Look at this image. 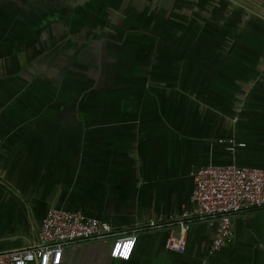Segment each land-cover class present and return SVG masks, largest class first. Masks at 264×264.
<instances>
[{"label": "crops", "instance_id": "0c3cea01", "mask_svg": "<svg viewBox=\"0 0 264 264\" xmlns=\"http://www.w3.org/2000/svg\"><path fill=\"white\" fill-rule=\"evenodd\" d=\"M227 164L264 170V0H0V253L61 209L143 229L128 261L107 240L61 264H264V209L217 251L215 224L180 251L152 229Z\"/></svg>", "mask_w": 264, "mask_h": 264}, {"label": "built area", "instance_id": "2783aa9c", "mask_svg": "<svg viewBox=\"0 0 264 264\" xmlns=\"http://www.w3.org/2000/svg\"><path fill=\"white\" fill-rule=\"evenodd\" d=\"M227 150L234 152V141H227ZM193 189L189 213L170 216L152 229H177L178 237H171L167 247L172 251L185 248V235L194 223L215 224L211 249L217 251L231 243L232 218L264 209V170L239 167L234 164L209 165L191 173ZM115 233L107 222L61 209L48 211L42 219L37 242L30 248L0 253V264H61L65 249L79 244L110 240L111 259L128 261L138 234Z\"/></svg>", "mask_w": 264, "mask_h": 264}, {"label": "rangeland", "instance_id": "374dc122", "mask_svg": "<svg viewBox=\"0 0 264 264\" xmlns=\"http://www.w3.org/2000/svg\"><path fill=\"white\" fill-rule=\"evenodd\" d=\"M40 56H41V55H40ZM42 58H43V57H42ZM42 58H41V59H42ZM47 58H49V57H45V59H43V61L45 60V63H46L45 65H47V62H46ZM45 77H46V76H45ZM84 89H88V87H84ZM84 93H86V92H84Z\"/></svg>", "mask_w": 264, "mask_h": 264}]
</instances>
